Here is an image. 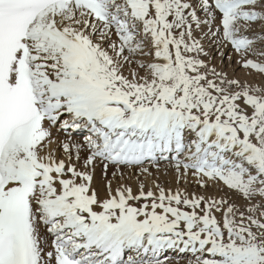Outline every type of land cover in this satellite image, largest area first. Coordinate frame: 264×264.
Here are the masks:
<instances>
[{"label": "snow or ice", "instance_id": "obj_1", "mask_svg": "<svg viewBox=\"0 0 264 264\" xmlns=\"http://www.w3.org/2000/svg\"><path fill=\"white\" fill-rule=\"evenodd\" d=\"M0 264H264V0H0Z\"/></svg>", "mask_w": 264, "mask_h": 264}]
</instances>
